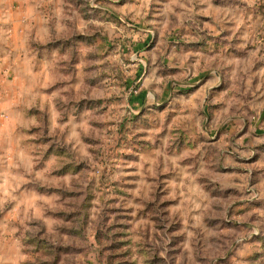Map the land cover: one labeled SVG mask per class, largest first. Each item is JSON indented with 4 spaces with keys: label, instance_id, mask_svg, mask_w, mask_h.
<instances>
[{
    "label": "rangeland",
    "instance_id": "374dc122",
    "mask_svg": "<svg viewBox=\"0 0 264 264\" xmlns=\"http://www.w3.org/2000/svg\"><path fill=\"white\" fill-rule=\"evenodd\" d=\"M0 264H264V0H0Z\"/></svg>",
    "mask_w": 264,
    "mask_h": 264
}]
</instances>
